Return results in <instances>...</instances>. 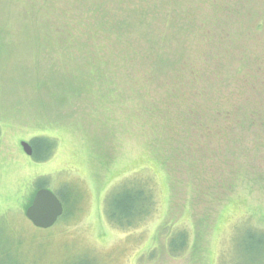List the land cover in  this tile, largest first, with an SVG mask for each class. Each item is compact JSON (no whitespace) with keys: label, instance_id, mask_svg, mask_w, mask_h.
<instances>
[{"label":"rangeland","instance_id":"obj_1","mask_svg":"<svg viewBox=\"0 0 264 264\" xmlns=\"http://www.w3.org/2000/svg\"><path fill=\"white\" fill-rule=\"evenodd\" d=\"M0 127L1 264H264V0H0ZM134 184L153 211L119 229Z\"/></svg>","mask_w":264,"mask_h":264},{"label":"trees","instance_id":"obj_2","mask_svg":"<svg viewBox=\"0 0 264 264\" xmlns=\"http://www.w3.org/2000/svg\"><path fill=\"white\" fill-rule=\"evenodd\" d=\"M2 128L0 127V137ZM33 156L36 161H44L51 154L54 144L44 137L33 139ZM120 191V192H119ZM37 192V191H36ZM119 192V193H116ZM153 192H148L138 184L125 185L107 198L105 216L110 224L119 229H130L149 218L154 208ZM68 214L64 211L61 218ZM186 236L174 238L170 242L172 254L186 250ZM1 264V263H0Z\"/></svg>","mask_w":264,"mask_h":264},{"label":"water","instance_id":"obj_3","mask_svg":"<svg viewBox=\"0 0 264 264\" xmlns=\"http://www.w3.org/2000/svg\"><path fill=\"white\" fill-rule=\"evenodd\" d=\"M25 154L33 156V148L29 143L22 142ZM64 214V206L54 193L48 189H40L35 193L32 203L27 207L25 216L31 224L42 230L55 226Z\"/></svg>","mask_w":264,"mask_h":264},{"label":"flooded vegetation","instance_id":"obj_4","mask_svg":"<svg viewBox=\"0 0 264 264\" xmlns=\"http://www.w3.org/2000/svg\"><path fill=\"white\" fill-rule=\"evenodd\" d=\"M33 148V147H32Z\"/></svg>","mask_w":264,"mask_h":264}]
</instances>
